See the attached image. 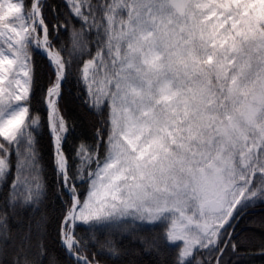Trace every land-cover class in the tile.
Wrapping results in <instances>:
<instances>
[{
    "label": "snow or ice",
    "instance_id": "1",
    "mask_svg": "<svg viewBox=\"0 0 264 264\" xmlns=\"http://www.w3.org/2000/svg\"><path fill=\"white\" fill-rule=\"evenodd\" d=\"M66 85L100 117L71 156ZM0 138V264L264 257V212L237 230L264 208V0H0Z\"/></svg>",
    "mask_w": 264,
    "mask_h": 264
},
{
    "label": "trees",
    "instance_id": "2",
    "mask_svg": "<svg viewBox=\"0 0 264 264\" xmlns=\"http://www.w3.org/2000/svg\"><path fill=\"white\" fill-rule=\"evenodd\" d=\"M53 2L59 3L60 0H53ZM64 39H67V35L64 36ZM36 74L41 85L46 86L49 74L47 60L39 56L36 57ZM37 99H39V92L37 93ZM35 106L41 109L44 120V127L37 133V139L39 153L46 169L45 177L49 189L48 200L45 202L44 208H42V211L46 210L49 217L46 242L51 248H56L58 218L61 215L63 201L57 196L56 176L52 165L54 149L52 137L47 127V112L41 105L36 104ZM61 107L70 124L74 127L69 141L64 145V150L71 156L75 143L80 140L89 143L94 141L96 138V129L100 127V117L83 105L81 99L77 98L74 85H66ZM261 212H264V208L252 210L240 222L237 230L241 232L247 231L249 227L247 221L260 219L259 214ZM255 231L259 233L260 229H255ZM250 247L258 248V241ZM140 260L141 264H153V258L151 256H143ZM243 264H264V257H261L259 254L249 255L243 260Z\"/></svg>",
    "mask_w": 264,
    "mask_h": 264
}]
</instances>
